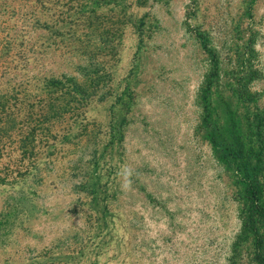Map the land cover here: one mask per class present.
Here are the masks:
<instances>
[{
  "label": "rangeland",
  "instance_id": "rangeland-1",
  "mask_svg": "<svg viewBox=\"0 0 264 264\" xmlns=\"http://www.w3.org/2000/svg\"><path fill=\"white\" fill-rule=\"evenodd\" d=\"M259 256L264 0H0V264Z\"/></svg>",
  "mask_w": 264,
  "mask_h": 264
},
{
  "label": "clouds",
  "instance_id": "clouds-1",
  "mask_svg": "<svg viewBox=\"0 0 264 264\" xmlns=\"http://www.w3.org/2000/svg\"><path fill=\"white\" fill-rule=\"evenodd\" d=\"M132 175H133V171L129 166L124 165L121 167V169L118 173V176L122 180V187L123 188H128L131 186Z\"/></svg>",
  "mask_w": 264,
  "mask_h": 264
},
{
  "label": "trees",
  "instance_id": "trees-1",
  "mask_svg": "<svg viewBox=\"0 0 264 264\" xmlns=\"http://www.w3.org/2000/svg\"><path fill=\"white\" fill-rule=\"evenodd\" d=\"M258 259H259V261H260L261 263H263V264H264V259H262V257H260V256H259V258H258Z\"/></svg>",
  "mask_w": 264,
  "mask_h": 264
}]
</instances>
